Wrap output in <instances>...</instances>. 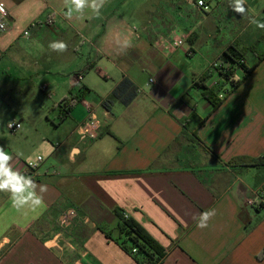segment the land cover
<instances>
[{
    "label": "crops",
    "instance_id": "1",
    "mask_svg": "<svg viewBox=\"0 0 264 264\" xmlns=\"http://www.w3.org/2000/svg\"><path fill=\"white\" fill-rule=\"evenodd\" d=\"M197 1L105 0L97 15L65 0H0L8 11L0 146L41 200L15 207L11 191H0V264H137L120 245L114 210L164 249L160 264H264V207L247 204L264 180V58L233 91L210 67L227 65L229 46L246 50L247 66L256 63L264 0H246L244 14L232 10L233 0H203L209 11ZM177 37L185 45L167 51L166 39ZM53 41L67 50L53 51ZM206 75L204 85L223 94L216 109L197 86ZM123 79L135 98L105 107ZM92 117L99 129L89 139L78 128ZM12 121L21 123L16 134L7 131ZM238 158L253 163L229 164ZM67 209L77 218L63 230ZM212 210L208 226L197 227Z\"/></svg>",
    "mask_w": 264,
    "mask_h": 264
},
{
    "label": "trees",
    "instance_id": "2",
    "mask_svg": "<svg viewBox=\"0 0 264 264\" xmlns=\"http://www.w3.org/2000/svg\"><path fill=\"white\" fill-rule=\"evenodd\" d=\"M245 53L246 50H238L235 46H229L223 54V60L228 65V69L225 73H221V76H223L226 80H230L231 91L237 88L246 79V77L251 74L257 64H259L264 58V53H262L261 55L257 56L256 63H254L252 66H247L245 63H241V61H244ZM238 70L242 71V77L238 80L232 79L234 72ZM206 79L207 75L202 77L197 82V86L202 88V94L204 98L211 104L212 109H216L222 103L224 98L220 99L218 97V93L204 85ZM136 93L137 89L135 86L129 80L123 79L112 90L110 95L104 101L103 105L108 108L111 104L118 102L124 106H127L133 101ZM69 105V99H64L59 103V106L63 110L64 116H66L70 110ZM188 122L185 123V127H188ZM203 122L204 120L200 121V123ZM189 141L192 144H197L196 140H193L192 137L189 139ZM240 163L252 164L253 161L251 162L247 159L238 158L229 162L231 165ZM114 213L118 220L117 229L123 237V240L120 243L123 250L130 254L135 259L137 264H160L166 255L164 249L155 240H153L137 222L128 216L125 217L126 214L124 212L121 210H114ZM132 249H135L136 252L132 253Z\"/></svg>",
    "mask_w": 264,
    "mask_h": 264
},
{
    "label": "clouds",
    "instance_id": "3",
    "mask_svg": "<svg viewBox=\"0 0 264 264\" xmlns=\"http://www.w3.org/2000/svg\"><path fill=\"white\" fill-rule=\"evenodd\" d=\"M200 4L203 5V0H199ZM234 7L232 10L239 14H244L246 9L244 7L246 0H233ZM105 0H65V5L74 6L76 12H81L86 6L91 7L93 11L98 15L99 9L103 6ZM69 7V11L65 13L67 16H71L73 7ZM258 27L264 28V24H258ZM49 48L53 51L64 52L67 50V44L63 41H53L49 44ZM11 126V125H9ZM12 159L11 155L5 152L4 148L0 146V191L10 190L12 193L13 205L15 207H20L22 205L28 204L29 201L32 205L38 206L41 204V200L35 197L33 191H28L34 187V182L30 177H25L18 172L12 171L8 166V162ZM41 190H44L43 188ZM27 192V195H18ZM215 215V211H206L200 214L199 222L197 227L205 228L207 227V221L211 216ZM9 241L5 238L4 243ZM3 245H0L2 247Z\"/></svg>",
    "mask_w": 264,
    "mask_h": 264
},
{
    "label": "built area",
    "instance_id": "4",
    "mask_svg": "<svg viewBox=\"0 0 264 264\" xmlns=\"http://www.w3.org/2000/svg\"><path fill=\"white\" fill-rule=\"evenodd\" d=\"M197 6L201 8L203 11H209V7L203 1V5L200 4L199 0L197 1ZM7 23H8V11L4 3H0V32H4L7 30ZM28 32H25L24 35H27ZM166 50L172 51L179 47H183L185 45V41L183 37H177L174 39H166L165 41ZM244 63V61H241ZM211 70L216 75H221V73H225L228 69V65H223L218 62H213L211 64ZM75 80L77 82L82 80V75L77 74L75 76ZM215 82V81H214ZM214 84V83H213ZM218 97L220 99L223 98V94H219ZM71 101V100H69ZM11 125V126H9ZM7 131L10 134H16L21 129V123L12 121L7 124ZM99 129V123L93 117L88 119L85 123H83L79 128L78 131L81 136L89 139H94L97 137V132ZM42 161V158L39 156L33 161H28L25 163L23 174L28 175L34 172L39 163ZM263 166H264V158H263ZM254 197L247 200V204L251 207H264V180L259 186V188L253 192ZM127 217V215H125ZM77 218L76 211L73 209L64 210L59 217V227L63 230L70 228L71 225L75 222ZM136 250L132 249V253H135Z\"/></svg>",
    "mask_w": 264,
    "mask_h": 264
},
{
    "label": "rangeland",
    "instance_id": "5",
    "mask_svg": "<svg viewBox=\"0 0 264 264\" xmlns=\"http://www.w3.org/2000/svg\"><path fill=\"white\" fill-rule=\"evenodd\" d=\"M199 159H198V161L201 163V162H203L202 161V159L204 158L202 155H199V157H198Z\"/></svg>",
    "mask_w": 264,
    "mask_h": 264
}]
</instances>
